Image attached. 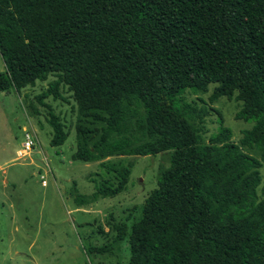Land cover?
<instances>
[{
  "label": "trees",
  "instance_id": "trees-1",
  "mask_svg": "<svg viewBox=\"0 0 264 264\" xmlns=\"http://www.w3.org/2000/svg\"><path fill=\"white\" fill-rule=\"evenodd\" d=\"M0 54V92L56 75L36 97L51 146L68 133L45 99L72 91L71 158L108 175L92 199L124 191L136 156L170 152L140 217L114 225L129 264H264V0H0ZM212 83V98L241 102L240 145L258 157L222 117L204 139L181 97Z\"/></svg>",
  "mask_w": 264,
  "mask_h": 264
},
{
  "label": "rangeland",
  "instance_id": "rangeland-1",
  "mask_svg": "<svg viewBox=\"0 0 264 264\" xmlns=\"http://www.w3.org/2000/svg\"><path fill=\"white\" fill-rule=\"evenodd\" d=\"M55 77L50 74L35 86L0 92V264H129L127 237L116 239L114 225L126 222L131 227L140 217L144 199L157 186L159 173L169 165L170 152L136 156L124 191L92 199L94 180L102 181L108 175L99 167L100 160L71 158L76 149V104L66 85H61L63 99H45L68 133L62 145L49 144L52 128L47 122L48 109L36 97ZM216 86L210 84L205 93L185 90L181 99L195 107V123L206 141L218 130L222 117L223 124L231 129V140L240 145L243 130L252 123L235 118L241 102L234 97L212 98ZM24 126L34 135V149L30 158L17 160ZM240 147L259 156L255 149ZM128 158L131 156L106 159ZM259 170L261 193L264 163ZM45 171L43 186L40 174ZM81 197L85 202H79ZM92 247L104 251L94 252Z\"/></svg>",
  "mask_w": 264,
  "mask_h": 264
},
{
  "label": "built area",
  "instance_id": "built-area-1",
  "mask_svg": "<svg viewBox=\"0 0 264 264\" xmlns=\"http://www.w3.org/2000/svg\"><path fill=\"white\" fill-rule=\"evenodd\" d=\"M23 132H24V140L21 142V148H19L17 150V156L16 159H28L30 158L32 152H33V144L35 143L33 138L34 135L32 134V132L29 130L28 127H23ZM45 173L44 174H40V179H41V183L44 186L46 184V180H45Z\"/></svg>",
  "mask_w": 264,
  "mask_h": 264
},
{
  "label": "crops",
  "instance_id": "crops-1",
  "mask_svg": "<svg viewBox=\"0 0 264 264\" xmlns=\"http://www.w3.org/2000/svg\"><path fill=\"white\" fill-rule=\"evenodd\" d=\"M20 146H21V143H20ZM19 148H17V150H18ZM17 150H16V152H17ZM32 161V160H31Z\"/></svg>",
  "mask_w": 264,
  "mask_h": 264
}]
</instances>
